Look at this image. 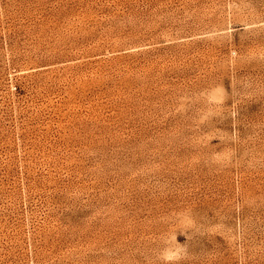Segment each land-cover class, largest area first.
<instances>
[{
	"label": "rangeland",
	"instance_id": "374dc122",
	"mask_svg": "<svg viewBox=\"0 0 264 264\" xmlns=\"http://www.w3.org/2000/svg\"><path fill=\"white\" fill-rule=\"evenodd\" d=\"M0 264H264V0H0Z\"/></svg>",
	"mask_w": 264,
	"mask_h": 264
}]
</instances>
